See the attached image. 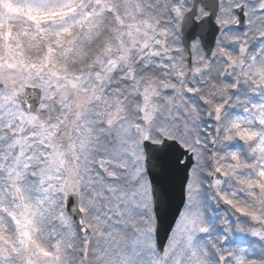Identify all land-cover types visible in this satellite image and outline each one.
Returning a JSON list of instances; mask_svg holds the SVG:
<instances>
[{
    "label": "snow or ice",
    "instance_id": "1",
    "mask_svg": "<svg viewBox=\"0 0 264 264\" xmlns=\"http://www.w3.org/2000/svg\"><path fill=\"white\" fill-rule=\"evenodd\" d=\"M0 264H264V0H0Z\"/></svg>",
    "mask_w": 264,
    "mask_h": 264
}]
</instances>
